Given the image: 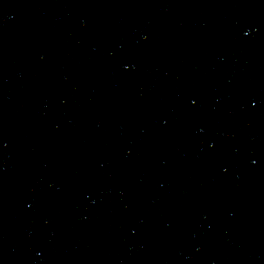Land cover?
Wrapping results in <instances>:
<instances>
[{
  "label": "water",
  "instance_id": "obj_1",
  "mask_svg": "<svg viewBox=\"0 0 264 264\" xmlns=\"http://www.w3.org/2000/svg\"><path fill=\"white\" fill-rule=\"evenodd\" d=\"M264 130V0H85Z\"/></svg>",
  "mask_w": 264,
  "mask_h": 264
}]
</instances>
